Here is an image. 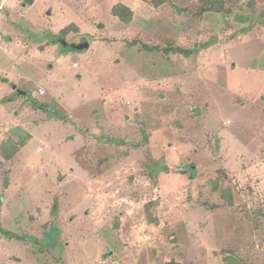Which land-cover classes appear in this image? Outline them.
<instances>
[{"label":"rangeland","instance_id":"1","mask_svg":"<svg viewBox=\"0 0 264 264\" xmlns=\"http://www.w3.org/2000/svg\"><path fill=\"white\" fill-rule=\"evenodd\" d=\"M208 1L0 0V264H264V0Z\"/></svg>","mask_w":264,"mask_h":264},{"label":"trees","instance_id":"2","mask_svg":"<svg viewBox=\"0 0 264 264\" xmlns=\"http://www.w3.org/2000/svg\"><path fill=\"white\" fill-rule=\"evenodd\" d=\"M225 4H223V0H209L208 4L203 6L202 9L206 10V9H210V10H215V11H224L226 9V7L224 6ZM112 12L115 16H120V12H125L128 16L131 15L132 10L123 5V4H117L115 6H113L112 8ZM123 21L124 19L121 18ZM68 27L64 28L61 33H65V31H67ZM57 116H59L60 118H65L66 115L64 114H56ZM0 232L6 236H14V234L9 231V230H5L3 227L0 226ZM173 262L167 263V264H171Z\"/></svg>","mask_w":264,"mask_h":264},{"label":"water","instance_id":"3","mask_svg":"<svg viewBox=\"0 0 264 264\" xmlns=\"http://www.w3.org/2000/svg\"><path fill=\"white\" fill-rule=\"evenodd\" d=\"M89 47V43L87 41H83L77 45H74V46H66L65 48H67V50H71V49H85V48H88Z\"/></svg>","mask_w":264,"mask_h":264},{"label":"built area","instance_id":"4","mask_svg":"<svg viewBox=\"0 0 264 264\" xmlns=\"http://www.w3.org/2000/svg\"><path fill=\"white\" fill-rule=\"evenodd\" d=\"M38 93H39V94H44V93H45V91H44V89H42V88H39V89H38Z\"/></svg>","mask_w":264,"mask_h":264},{"label":"crops","instance_id":"5","mask_svg":"<svg viewBox=\"0 0 264 264\" xmlns=\"http://www.w3.org/2000/svg\"><path fill=\"white\" fill-rule=\"evenodd\" d=\"M126 6H128V5H126ZM129 7V6H128ZM133 11V10H132Z\"/></svg>","mask_w":264,"mask_h":264}]
</instances>
